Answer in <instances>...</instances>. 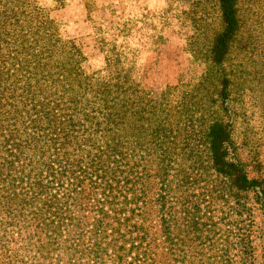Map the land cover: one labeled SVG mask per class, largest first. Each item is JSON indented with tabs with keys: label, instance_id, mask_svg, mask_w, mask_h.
Masks as SVG:
<instances>
[{
	"label": "trees",
	"instance_id": "obj_1",
	"mask_svg": "<svg viewBox=\"0 0 264 264\" xmlns=\"http://www.w3.org/2000/svg\"><path fill=\"white\" fill-rule=\"evenodd\" d=\"M165 1L154 11L140 0H82L95 68L45 4L0 0L2 264L252 259L264 177L236 134L237 0H216L223 27L197 76L147 88L131 76L129 42L164 40L175 0Z\"/></svg>",
	"mask_w": 264,
	"mask_h": 264
},
{
	"label": "rangeland",
	"instance_id": "obj_2",
	"mask_svg": "<svg viewBox=\"0 0 264 264\" xmlns=\"http://www.w3.org/2000/svg\"><path fill=\"white\" fill-rule=\"evenodd\" d=\"M37 1L51 9L52 15L57 14L67 35L82 44L85 54L91 55L89 64L99 67L101 56L96 51L98 48L92 49L95 35L86 20L82 0H63V5L54 3V0ZM140 1L154 11L167 7L165 0ZM131 9L128 2L130 14ZM169 11L172 16L170 25L164 26V40H160L156 48L148 42L145 46L139 45L136 38H130L131 76L135 77L137 72L147 82V88L157 77L163 83L177 84L197 76L208 63V48L223 27L216 0H175L169 6ZM237 15L240 30L232 43L229 60L230 67L232 64L234 69H241V73H237L241 77L237 75L231 86L237 112L236 134L243 155L251 164L252 174L264 177V0H237ZM138 61L143 68L136 69ZM254 168H258V171ZM251 211L253 257L248 264H264L262 206L260 203L254 204ZM16 239L17 236H13L15 245H18Z\"/></svg>",
	"mask_w": 264,
	"mask_h": 264
}]
</instances>
